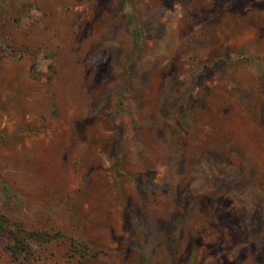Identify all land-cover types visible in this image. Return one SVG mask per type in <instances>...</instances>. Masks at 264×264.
Returning <instances> with one entry per match:
<instances>
[{
	"label": "rangeland",
	"instance_id": "obj_1",
	"mask_svg": "<svg viewBox=\"0 0 264 264\" xmlns=\"http://www.w3.org/2000/svg\"><path fill=\"white\" fill-rule=\"evenodd\" d=\"M0 213L89 264H264V0H0Z\"/></svg>",
	"mask_w": 264,
	"mask_h": 264
},
{
	"label": "trees",
	"instance_id": "obj_2",
	"mask_svg": "<svg viewBox=\"0 0 264 264\" xmlns=\"http://www.w3.org/2000/svg\"><path fill=\"white\" fill-rule=\"evenodd\" d=\"M0 234L9 236L12 241L9 248L17 257L32 253L35 245L45 246L54 243L58 239H65L69 243L72 255L79 257L78 264H89L91 259L98 257V253L94 252L89 245L72 236H66L61 232L53 234L46 231L26 229L24 226L12 222L3 213H0Z\"/></svg>",
	"mask_w": 264,
	"mask_h": 264
}]
</instances>
